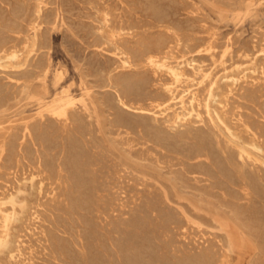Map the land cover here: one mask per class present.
I'll use <instances>...</instances> for the list:
<instances>
[{
  "label": "rangeland",
  "instance_id": "1",
  "mask_svg": "<svg viewBox=\"0 0 264 264\" xmlns=\"http://www.w3.org/2000/svg\"><path fill=\"white\" fill-rule=\"evenodd\" d=\"M169 38L174 39L173 42ZM3 43L17 52L19 60L10 62L2 58L0 61V105H3L0 106V198L17 197L15 212L18 219L16 217L10 226L8 242L12 245L9 249L5 245L0 247V264H204V261L209 264L211 260L214 264L215 258L217 264H264V0H0V44ZM155 49L161 50L160 53L164 51L160 54L161 61L168 58L172 66L185 73L182 80L176 82L166 69L155 70L144 61L139 62L147 50ZM124 51L132 56L135 69H123L119 60ZM126 79H129L128 83ZM124 86L130 88L126 90ZM169 86L174 87V96L166 92ZM120 94L129 109L119 103ZM183 96L184 105L180 103ZM66 97L73 99L76 105L70 123H58L45 106H56L60 98ZM107 117L115 118L116 122ZM81 137L84 140H78ZM2 145L7 148L6 152ZM196 150L203 151L197 153ZM71 155L78 157V161L75 157L70 159ZM72 172L77 176L72 177ZM99 176L101 179L98 180ZM172 177H179L187 186H192L191 189L209 204L200 205L198 200L179 196L170 183ZM117 180L123 184L120 186ZM59 181H65L64 187ZM205 182L207 185L203 184ZM67 186L72 189L65 188ZM89 186L94 190H89ZM88 197L93 200L89 201ZM147 199H151L148 200L150 206L145 204ZM75 201H79L77 206ZM157 203L161 205L157 206ZM6 210L12 212V205L8 204ZM157 212L164 216L165 222L163 217H157ZM146 216L150 218L147 222ZM91 221L98 228H91ZM152 221L156 223L152 224ZM2 222L0 215V236L4 231ZM145 228L148 230H143ZM171 239H174L171 242H177L170 244Z\"/></svg>",
  "mask_w": 264,
  "mask_h": 264
},
{
  "label": "bare ground",
  "instance_id": "2",
  "mask_svg": "<svg viewBox=\"0 0 264 264\" xmlns=\"http://www.w3.org/2000/svg\"><path fill=\"white\" fill-rule=\"evenodd\" d=\"M236 1H237V0H236ZM243 1H244V0H243ZM233 3H234V2H233ZM242 3H243V2H242ZM42 4H43V3H42ZM203 4H204V3H203ZM240 5H241V4H240ZM241 6H242V5H241ZM243 6H244V5H243ZM243 6H242V7H243ZM153 7H154V6H153ZM154 9H155V8H154ZM249 9H250V8H249ZM237 10H238V9H237ZM239 10H240V8H239ZM40 11H41V10H40ZM153 12H155V11H153ZM158 13H159V11H158ZM160 13H161V12H160ZM155 14H156V13H155ZM161 14H162V13H161ZM157 15H158V14H157ZM156 17H158V16H156ZM104 18H105V16H104ZM108 18H109V17H108ZM161 19H162V16H161ZM164 19L166 20V18H164ZM157 20H158V19H157ZM105 21H107V19H106ZM157 22H158V21H157ZM167 22H168V20H167ZM109 23H111V22H109ZM158 23H159V22H158ZM158 23H157V24H158ZM168 23H169V22H168ZM105 24H106V23H105ZM122 24H123V23H122ZM36 26H37V25H36ZM172 26H173V25H172ZM35 28H36V27H35ZM114 28H115V27H114ZM129 28H130V27H129ZM164 28H166V27H164ZM170 28H171V27H170ZM108 29H109V28H108ZM168 29H169V28H168ZM104 30H105V29H104ZM102 31H103V29H102ZM110 31H111V30H110ZM110 31H108V32H110ZM128 31H129V30H128ZM170 31H171V30H170ZM105 32H106V31H105ZM114 32H115V31H114ZM131 32H133V31H131ZM136 32H137V31H136ZM136 32H135V33H136ZM167 32H168V31H167ZM174 32H176V31H174ZM101 33L103 34V32H101ZM111 33H112V32H111ZM115 33H116V32H115ZM128 33H129V32H128ZM112 34H113V33H112ZM162 34H163V33H162ZM174 34H177V33H174ZM179 34H180V33H179ZM106 35H107V34H106ZM113 35H114V34H113ZM135 35H136V34H135ZM167 35H168V34H167ZM167 35H166V36H167ZM172 35H173V34H172ZM107 36H108V35H107ZM111 36H112V35H111ZM117 36H118V35H117ZM174 36H175V35H174ZM104 37H105V36H104ZM108 37H110V36H108ZM114 37H115V36H114ZM118 37H120V36H118ZM122 37H123V34H122ZM132 37H133V36H132ZM160 38H161V37H160ZM160 38H159V41L161 40ZM167 38H168V37H167ZM167 38H166V39H167ZM172 38H173V36H172ZM127 39H128V38H127ZM127 39H126V40H127ZM180 39H181V37H180ZM115 40H116V39H115ZM115 40H114V41H115ZM121 40H122V39H121ZM133 40H134V39H133ZM157 40H158V39H157ZM169 40H172V39L169 38ZM169 40H168V41H169ZM173 40H174V39H173ZM173 40H172V42H173ZM129 41H130V40H129ZM138 41H139V40H138ZM159 41H158V42H159ZM162 41H163V40H162ZM164 41H165V40H164ZM178 41H179V40H178ZM140 42H142V40H140ZM145 42H146V41H145ZM110 43H113V42H110ZM116 43H117V42H116ZM121 43H122V42H121ZM131 43H132V42H131ZM152 43H155V42H152ZM156 43H157V42H156ZM160 43H161V41H160ZM160 43H159V45H160ZM162 43H163V42H162ZM107 44H109V43H107ZM119 44H120V43H119ZM136 44H138V42H137ZM146 44H147V43H146ZM148 44H149V43H148ZM148 44H147V45H148ZM165 44H168V43H165ZM174 44H175V43H174ZM174 44H173L172 46H174ZM176 44H177V43H176ZM115 45H116V44H115ZM115 45H113V46H115ZM128 45H130V44H128ZM139 45H142V44H139ZM153 45H154V44H153ZM153 45H152V46H153ZM156 45H157V44H156ZM207 45H208V44H207ZM120 46L122 47V45H120ZM144 46H145V44H144ZM150 46H151V45H150ZM152 46H151V47H152ZM168 46H169V45H168ZM175 46H176V45H175ZM179 46H180V45H179ZM125 47H126V46H125ZM140 47H141V46H140ZM145 47H146V46H145ZM153 47H154V46H153ZM156 47H158V46H156ZM156 47H155V48H156ZM161 47H162V45H161ZM199 47H200V46H199ZM126 48H127V47H126ZM130 48H131V47H130ZM169 48H170V47H169ZM172 48H173V47H172ZM204 48H205V47H204ZM204 48H203V49H204ZM210 48H211V47H210ZM119 49H120V48H119ZM136 49H137V48H136ZM143 49H144V48H143ZM153 49H154V48H153ZM158 49H159V47H158ZM158 49H157V51H156V49H155V51H154V50H150V51L147 50L148 52L146 51L145 54L143 53L144 55L142 54V55H143V58H142L140 61H139L138 59H137V60H138L139 62H142V63H143V61H144L145 64L149 65L151 68H153V69H155V70L166 69V70L168 71V73L171 75V77L175 79L176 82H179L180 80H182V79L184 78V74H185V73L183 74V72L181 71V69H180L179 67L172 66V65L169 63V61H168V60H170V59L165 58L164 61H163V60L161 61V59H160V54L163 53L164 51L160 53L161 50L159 51ZM165 49H166V46H165ZM170 49H171V48H170ZM173 49H174V48H173ZM175 49H176V48H175ZM115 50H116V48H115ZM125 50H126V49H125ZM127 50H128V49H127ZM138 50H139V49H138ZM163 50H164V49H163ZM118 51H119V50H118ZM121 51H123V50H121ZM132 51H133V50L131 49V53H132ZM139 51H140V50H139ZM139 51H138V52H139ZM158 51H159V52H158ZM173 51H174V50H173ZM200 51H201V50H200ZM200 51H198L197 53L199 54ZM203 51H204V50H203ZM135 52H136V51H135ZM144 52H145V51H144ZM205 52H206V51H205ZM141 53H142V52H141ZM165 53H166V52H165ZM169 53H172V52L170 51ZM200 53H201V52H200ZM31 54H32V53H31ZM128 54H129V53H128ZM128 54H127L125 51H124V52H121V58H120L119 61H121L120 64H122L123 69L132 68V67H133L132 63L135 62V61L132 60V59H133L132 56L130 57ZM134 54H135V53H134ZM163 54H164V53H163ZM163 54H162V55H163ZM29 55H30V54H29ZM118 55H119V54H118ZM137 55H139V54L137 53ZM140 55H141V54H140ZM166 56H167V55H166ZM169 56H170V55H169ZM133 57H134V56H133ZM136 57H137V56H136ZM2 58H7L8 60H10V62H11V61H13V62H17V61L19 60V56H18L17 52H16V51H11L10 49H8V47L5 46L4 43H3V45L0 44V61L2 60ZM172 58H173V56H172ZM26 63H27V61H26ZM138 64H139V63H138ZM190 64H191V63H190ZM140 65H141V64H140ZM188 65H189V64H188ZM15 66H16V65H15ZM134 66H136V65H134ZM137 66H138V65H137ZM141 66H142V65H141ZM143 66H144V64H143ZM178 66H179V65H178ZM18 67H19V66H18ZM133 68H134V67H133ZM136 68H137V67H136ZM146 68H147V67H146ZM151 68H150V69H151ZM5 69H6V68H5ZM20 69H21V68H20ZM134 69H135V68H134ZM27 71H28V70H27ZM32 72H33V71H32ZM45 73H47V72L45 71ZM61 75H62V74H61ZM208 75H209V74H208ZM157 76H158V75H157ZM206 76H207V75H206ZM206 76H205V77H206ZM39 77H40V76H39ZM203 77H204V76H203ZM110 79H111V78H110ZM128 80H129V79H128ZM128 80L126 79L127 83H128ZM122 81H123V80H122ZM111 82H112V81H111ZM123 82H125V81H123ZM118 83H119V82H118ZM120 83H121V82H120ZM125 83H126V82H125ZM125 83H123V84H125ZM130 83H131V82H130ZM132 83H133V82H132ZM115 84H116V83H115ZM115 84H114V85H115ZM116 85H117V84H116ZM118 85H119V84H118ZM125 85H127V84H125ZM111 86H113V85H111ZM132 86H133V85H132ZM214 86H215V85H214ZM124 87H125V86H124ZM126 87H128V86H126ZM126 87H125V88H126ZM114 88H115V86H114ZM129 88H130V87H129ZM129 88H128V89H129ZM173 88H174V87L169 86V87H167V89H166V88H165V89L167 90L166 92H168V93H170V94H172V95L174 96ZM128 89L126 88V90H128ZM131 90H132V89H131ZM123 92H124V91H123ZM125 92H126V91H125ZM127 92H128V91H127ZM129 92H131V91H129ZM211 93H212V92H211ZM211 93H210V94H211ZM63 94H64V93H63ZM122 95H123V94H122ZM123 96H124V95H123ZM125 97H126V96H125ZM127 98H128V97H127ZM14 99H15V98H14ZM171 99H172V98H171ZM175 99H176V98H174V100H175ZM127 100H128V99H127ZM127 102H128V101H127ZM119 103H120L123 107L129 109L128 105H127L126 102L124 101V99H123V97L121 96V94L119 95ZM180 103H181L182 105L185 104V97H184V96L180 98ZM75 105H76V104H75V101H74L73 99H70V98H67V97H66V99H65V98H60V99L57 101V105H56V106H51V107H47V106H45V107L48 108V109H47L48 113H50V114L52 115V117L56 120V122H58V123H63V124H68V123H70V120H71V118H72V117H71V112H72V110L74 109ZM0 106H1V105H0ZM1 107H3V105H2ZM1 107H0V108H1ZM162 107H163V106H162ZM183 107H184V106H183ZM43 109H44V108H43ZM142 109H143V108H142ZM208 109H209V108H208ZM1 110H2V109H1ZM144 112H145V111H144ZM141 113H142V112H141ZM192 113H193V112H192ZM79 114H81V113H79ZM79 114H78V116H79ZM195 114H196V113H195ZM14 115H15V114H14ZM39 115H41V114H39ZM43 115H45V114H43ZM179 115H180V114H179ZM41 116H42V115H41ZM177 116H178V114H177ZM82 117H84V116H82ZM120 117H121V116H120ZM86 118H87V117H86ZM107 118H108V117H107ZM121 118H123V117H121ZM178 118H179V117H178ZM74 119H75V118H74ZM79 119H80V118H79ZM83 119H84V118H83ZM108 119H109V118H108ZM180 119H182V118H180ZM50 120H51V119H50ZM52 120H53V119H52ZM55 120H54V121H55ZM81 120H82V119H81ZM85 120H86V119H84V121H85ZM90 120H91V119H90ZM109 120H110V119H109ZM111 120H113V119H111ZM111 120H110V121H111ZM114 120H115V118H114ZM114 120H113V122H116V120H115V121H114ZM127 120H128V119H127ZM54 121H53V122H54ZM84 121H83V123H84ZM86 121H87V120H86ZM107 121H108V120H107ZM180 121H182V120H180ZM73 122H74V121H73ZM78 122H79V120H78ZM87 122H88V121H87ZM89 122H90V121H89ZM94 122H95V121H94ZM101 122H102V121H101ZM111 122H112V121H111ZM117 122L119 123V119H118ZM120 122H121V121H120ZM74 123H75V122H74ZM76 123H77V122H76ZM80 123H81V122H80ZM54 124H55V123H54ZM84 124H85V123H84ZM88 124H89V123H88ZM90 124H91V123H90ZM95 124H96V123H95ZM115 124H116V123H115ZM115 124H114V125H115ZM123 124H124V123H123ZM123 124H122V125H123ZM127 124H128V123H127ZM127 124H126V125H127ZM131 124H132V123H131ZM131 124H130V125H131ZM70 125H71V124H70ZM74 125H75V124H74ZM76 125H78V123H77ZM82 125H83V124H82ZM93 125H94V124H93ZM118 125H119V124H118ZM122 125H121V126H122ZM124 125H125V124H124ZM80 126H81V125H80ZM87 126H88V125H87ZM109 126H110V124H109ZM109 126H108V127H109ZM65 127H66V126H65ZM75 127H76V126H75ZM77 127H78V126H77ZM77 127H76V129H77ZM81 127H82V126H81ZM83 127H84V126H83ZM83 127H82V128H83ZM90 127H91V126H90ZM111 127H112V123H111ZM111 127H109V128H111ZM124 127H125V126H124ZM127 127H128V126H127ZM28 128H29V127H28ZM70 128L72 129V127H70ZM78 128H79V127H78ZM82 128H81V129H82ZM59 129H60V128H59ZM68 129H69V128H68ZM71 129H70V130H71ZM84 129H85V128H84ZM97 129H98V128H97ZM112 129H113V128H112ZM122 129H123V128H122ZM129 129H130V128H129ZM26 130H27V129H26ZM29 130H30V128H29ZM53 130H56V129H53ZM72 130H73V129H72ZM85 130H86V129H85ZM88 130H89V129H88ZM104 130H105V129H104ZM115 130H116V129H115ZM115 130H114V131H115ZM30 131H31V130H30ZM58 131H60V130H58ZM58 131H54V132H58ZM86 131H87V130H86ZM86 131H85V132H86ZM89 131H91V130H89ZM93 131H94V130H93ZM101 131H102V130H101ZM105 131H106V130H105ZM116 131H117V130H116ZM227 131H228V130H227ZM77 132H78V131H76V133H77ZM87 132H88V131H87ZM107 132H108V131H107ZM231 132H232V131H231ZM88 133H89V132H88ZM88 133H87V134H88ZM94 133H95V132H94ZM102 133H103V131H102ZM113 133H114V132H113ZM122 133H123V132H122ZM127 133H128V132H127ZM131 133H132V132H131ZM227 133H228V132H227ZM31 134H32V133H31ZM45 134H47V133H45ZM55 134H56V133H55ZM79 134H80V132H79ZM83 134H84V133H83ZM85 134H86V133H85ZM92 134H93V133H92ZM103 134H104V133H103ZM118 134H119V133H118ZM75 135H76V134H75ZM81 135H82V134H81ZM97 135H98V134H97ZM109 135H110V134H109ZM45 136H46V135H45ZM51 136H52V135H51ZM54 136L56 137L57 135H54ZM69 136H70V134H69ZM73 136H74V134H73ZM73 136H72V137H73ZM82 136H83V135H82ZM85 136H86V135H85ZM128 136H129V135H128ZM130 136H131V135H130ZM153 136H154V135H153ZM58 137H59V136H58ZM78 137H79V136H78ZM83 137H84V136H83ZM104 137H105V136H104ZM110 137H111V136H110ZM132 137H133V136H132ZM151 137H152V136H151ZM69 138H70V137H69ZM73 138H74V137H73ZM75 138H76V136H75ZM99 138H100V137H99ZM116 138H117V137H116ZM146 138H147V136H146ZM149 138H150V137H148V139H149ZM70 139H71V138H70ZM81 139H83V138L81 137V138H79L78 140L82 141ZM100 139H101V138H100ZM123 139H124V138H123ZM127 139H128V138H127ZM144 139H145V138H144ZM156 139H157V138H156ZM156 139H155V140H156ZM162 139H163V138H162ZM183 139H184V138H183ZM83 140H84V139H83ZM90 140H91V139H90ZM102 140H103V139H102ZM115 140H116V139H115ZM118 140H119V139H118ZM128 140H129V139H128ZM158 140H160V139H158ZM73 141H74V139H73ZM75 141H76V139H75ZM75 141H74V142H75ZM92 141H93V140H92ZM92 141H91V142H92ZM131 141H134V140H130V142H131ZM135 141H136V140H135ZM137 141H138V140H137ZM139 141H140V140H139ZM139 141H138V142H139ZM163 141H164V140H162V142H163ZM182 141H183V140H182ZM204 141H205V140H204ZM71 142H72V141H71ZM78 142H79V141H78ZM84 142H85V141H84ZM86 142H87V140H86ZM88 142H89V141H88ZM94 142H95V141H94ZM94 142H93V143H94ZM126 142H127V141H126ZM156 142H157V141H156ZM160 142H161V141H160ZM160 142H159V143H160ZM165 142H166V141H165ZM231 142H232V141H231ZM82 143H83V142H82ZM96 143H97V142H96ZM109 143H110V142H109ZM123 143H124V142H123ZM139 143H140V142H139ZM143 143H144V142H143ZM146 143H147V142H146ZM146 143H145V144H146ZM151 143H152V140H151ZM229 143H230V142H229ZM229 143H227V144H229ZM70 144H71V143H70ZM72 144H74V143L72 142ZM80 144H81V143H80ZM86 144H87V143H86ZM110 144H111V143H110ZM136 144H137V143H135V145H136ZM141 144H142V142H141ZM145 144H144V145H145ZM156 144H157V143H156ZM163 144H164V143H163ZM232 144H233V143H232ZM4 145H5V144H4ZM75 145H76V144H75ZM83 145H85V144H83ZM89 145H90V144H89ZM98 145H99V143H98ZM128 145H129V144H128ZM142 145H143V144H142ZM218 145H219V144H218ZM220 145H221V143H220ZM72 146H74V145H72ZM72 146H71V147H72ZM81 146H82V145H81ZM81 146H80V147H81ZM91 146L94 147L92 144H91ZM133 146H134V145H133ZM161 146H162V148H163V145H161ZM167 146H169V145H167ZM199 146H200V145H199ZM199 146H198V147H199ZM2 147H3V145H2ZM13 147H14V145H13ZM17 147H19V146H17ZM63 147H64V145H63ZM82 147H83V146H82ZM86 147H87V146H86ZM101 147H102V145H101ZM137 147H138V146H137ZM146 147L148 148V145H146ZM146 147H145V149H146ZM157 147H158V146H157ZM164 147H165V146H164ZM169 147H170V146H169ZM200 147H201V146H200ZM226 147H227V145H226ZM239 147H240V146H239ZM67 148L69 149V146H68ZM74 148H75V147H74ZM84 148H85V147H84ZM90 148H91V147H90ZM112 148H113V146H112ZM122 148H123V147H122ZM125 148H126V147H125ZM142 148H143V146H142ZM149 148H150V147H149ZM154 148H155V145H154ZM162 148H161V149H162ZM236 148H237V147H236ZM65 149H66V147H65ZM76 149H77V147H76ZM76 149H74V150H76ZM78 149H79V148H78ZM82 149H83V148H82ZM113 149H114V148H113ZM138 149H139V151H140V148H138ZM143 149H144V148H143ZM150 149L152 150L153 148L151 147ZM157 149H158V148H157ZM163 149H164V148H163ZM165 149H166V148H165ZM169 149H170V148H169ZM201 149H203V148H201ZM206 149H207V148H206ZM223 149H224V148H223ZM253 149H254V148H253ZM2 150L6 152L7 148H6V147H5V148L3 147ZM63 150H64V149H63ZM74 150H73V151H74ZM88 150H92V149H88ZM95 150H96V149H95ZM114 150H115V149H114ZM159 150H160V149H158V151H159ZM166 150H168V148H167ZM170 150H171V149H170ZM197 150H198V149H197ZM197 150H196V152L198 153L199 151H197ZM199 150H200V148H199ZM204 150H205V149H204ZM207 150H209V149H207ZM220 150H222V149H220ZM238 150H239V148H238ZM13 151H14V149H13ZM71 151H72V150H71ZM82 151H83V150H82ZM84 151H85V149H84ZM136 151H138V150H136ZM136 151H135V153H136ZM144 151H145V150H143V153H144ZM147 151H148V150H147ZM152 151L154 152V150H152ZM202 151H203V150H202ZM202 151H201V152H202ZM225 151H226V150H225ZM225 151H224V152H225ZM239 151L241 152V151H243V149H241V150H239ZM261 151H262V150H261ZM98 152H99V151H98ZM106 152H107V151H106ZM106 152H105V153H106ZM156 152H157V151H156ZM156 152H155V154L158 153V152H157V153H156ZM161 152L163 153L162 150H161ZM172 152H173V151H172ZM201 152H199V153H201ZM205 152H207V151H205ZM222 152H223V151H222ZM70 153H71V152H70ZM76 153L78 154V152H75V154H76ZM79 153H80V152H79ZM95 153H96V152H95ZM95 153H93V155H94ZM99 153H100V152H99ZM103 153H104V152H103ZM139 153H142V150H141V152H139ZM139 153H138V154H139ZM147 153H148V152H147ZM165 153L167 154V151H166ZM174 153H175V152H174ZM193 153H195V152H193ZM203 153H204V152H203ZM209 153H210V151H209ZM232 153H233V152H232ZM72 154H73V153H72ZM75 154H74V155H75ZM81 154H83V153H81ZM81 154H80V155H81ZM85 154H86V153H85ZM85 154H84V155H85ZM90 154H91V153H90ZM90 154H89V155H90ZM107 154H108V153H107ZM133 154H134V153H133ZM136 154H137V153H136ZM138 154H137V155H138ZM155 154H154V155H155ZM158 154H160V152H159ZM176 154H177V153H176ZM179 154H180V153H179ZM206 154H207V156L209 155L208 153H206ZM211 154H213V153H211ZM243 154H244V153H243ZM86 155L88 156V154H86ZM86 155H85V157H86ZM91 155H92V154H91ZM103 155H104V154H103ZM103 155H101V156H103ZM108 155H109V154H108ZM142 155H143V154H141V156H142ZM144 155L147 156V154H144ZM154 155H152V156H154ZM161 155H162V154H161ZM164 155H165V154H164ZM170 155H171V157H172V154H170ZM177 155H178V154H177ZM188 155H189V154H188ZM190 155H191V154H190ZM194 155H196V154H194ZM213 155H214V154H213ZM233 155H234V154H233ZM13 156H14V154H13ZM15 156H16V155H15ZM77 156H79V155H77ZM94 156H95V155H94ZM94 156H93V157H94ZM98 156H99V155H98ZM101 156H100V157H101ZM104 156H105V155H104ZM104 156H103V157H104ZM150 156H151V155H150ZM166 156H167V155H166ZM175 156H176V155H175ZM179 156H180V155H179ZM192 156H193V155H192ZM202 156H203V155H201V157H202ZM204 156H205V155H204ZM209 156H210V155H209ZM209 156H208V157H209ZM211 156H212V155H211ZM226 156H227V157H228V156L230 157V155H227V154H226ZM238 156H239V155H238ZM242 156H243V155H242ZM39 157H40V156H39ZM41 157H42V156H41ZM41 157H40V158H41ZM71 157H72V158H70V159H73V157H75V156L71 155ZM88 157H89V156H88ZM100 157H98V158H100ZM108 157H110V156H108ZM148 157H149V153H148ZM148 157H147V158H148ZM154 157H155V156H154ZM162 157H164V156H162ZM168 157H169V155H168ZM182 157H183V156H182ZM185 157H186V156H185ZM188 157H189V156H188ZM197 157H198V156H197ZM214 157H215V155H214ZM229 157H228V158H229ZM234 157H235V156H234ZM13 158H15V157H13ZM76 158H77V159H76ZM81 158H84V157H81ZM98 158H97V160H96V161H97L96 163H98V165H99L100 162H98V160H99ZM104 158H105V157H104ZM117 158H118V157H117ZM150 158H151V157H150ZM156 158H157V157H156ZM172 158H173V157H172ZM178 158H179V157H178ZM190 158H191V157H190ZM193 158H194V157H193ZM211 158H212V157H211ZM211 158H210V159H211ZM232 158H233V157H232ZM248 158H249V157H248ZM74 159H76V160H75L76 162L78 161V157H75ZM74 159H73V160H74ZM79 159H80V158H79ZM95 159H96V158H95ZM100 159H101V158H100ZM105 159H107V158H105ZM112 159H113V158H112ZM153 159H154V158H153ZM163 159H164V158H163ZM166 159H168V158H166ZM169 159H170V157H169ZM174 159H176V158H174ZM180 159H181V158H180ZM182 159H183V158H182ZM187 159H188V158H187ZM194 159H195V158H194ZM206 159H207V158H206ZM210 159H209V160H210ZM226 159H227V158H226ZM230 159H231V157H230ZM230 159H229V160H230ZM237 159H242V157H241V158H237ZM13 160H14V159H13ZM82 160H84V159H82ZM86 160H87V159H86ZM89 160L91 161L90 158H89ZM89 160H88V161H89ZM92 160H93V159H92ZM170 160H171V159H170ZM178 160H179V159H178ZM200 160H202V158H201ZM200 160H199V161H200ZM204 160H205V159H204ZM212 160H213V159H212ZM212 160H211V161H212ZM231 160H232V159H231ZM80 161H81V159H80ZM80 161H79V162H80ZM93 161H94V160H93ZM103 161H104V159H103ZM109 161H110V160H109ZM109 161H108V162H109ZM113 161H114V160H113ZM136 161H138V160H136ZM145 161H146V160H145ZM148 161H150V160H148ZM155 161L158 162V160H155ZM164 161H165V160H164ZM184 161H185V160H184ZM190 161H191V160H190ZM197 161H198V159H197ZM232 161H233V160H232ZM240 161H241V160H240ZM41 162H42V161H41ZM82 162H83V161H82ZM106 162H107V161H106ZM141 162H142V161H141ZM161 162H162V161H161ZM172 162H173V161H172ZM181 162H182V161H181ZM185 162H187V161H185ZM234 162H236V161H234ZM238 162H239V161H238ZM43 163H44V162H43ZM43 163H41V164H43ZM80 163H81V162H80ZM88 163H89V162H88ZM91 163H92V162H91ZM132 163H133V162H132ZM152 163H153V162H152ZM163 163H164V162H163ZM173 163H174V162H173ZM188 163H189V162H188ZM215 163H217V162H215ZM215 163H214V164H215ZM228 163H229V162H228ZM236 163H237V162H236ZM241 163H242V162H241ZM41 164H38V165H41ZM73 164H74V163H73ZM83 164L85 165L86 163H83ZM93 164H94V162H93ZM93 164H89V166H90V165H93ZM101 164H102V163H101ZM110 164H112V163H110ZM118 164H119V163H118ZM124 164H125V163H124ZM133 164H134V163H133ZM167 164H168V163H167ZM181 164H183V162H182ZM208 164H209V162H208ZM231 164H233V163H231ZM238 164H239V163H238ZM55 165H56V164H55ZM63 165H64V164H63ZM75 165H76V164H75ZM75 165H74V167H75ZM81 165H82V164H81ZM86 165H87V164H86ZM94 165H95V164H94ZM94 165H93V167H94ZM103 165H104V162H103ZM135 165H136V164H135ZM139 165H140V164H139ZM157 165H158V164H157ZM174 165H175V164H174ZM178 165H180V164H178ZM189 165L191 166V164H189ZM210 165H211V164H210ZM234 165L236 166V164H234ZM239 165H241V164H239ZM52 166H54V165H52ZM61 166H62V165H61ZM72 166H73V165H72ZM78 166H80V164H79ZM113 166H114V162H113ZM141 166H142V165H141ZM158 166H159V165H158ZM161 166H162V165H161ZM187 166H188V165H187ZM204 166H205V165H204ZM206 166H207V165H206ZM215 166H216V165H214V167H215ZM237 166H238V165H237ZM42 167H43V165H42ZM48 167H49V165H48ZM64 167H65V165H64ZM64 167H63V169H64ZM96 167H97V166H96ZM98 167H100V166H98ZM110 167H112V166L110 165ZM110 167H109V168H110ZM115 167H116V166H115ZM191 167H192V166H191ZM195 167H196V166H195ZM202 167H203V166H202ZM202 167H201V169H204V168H202ZM241 167H242V166H241ZM40 168H41V167H40ZM43 168H45V167H43ZM43 168H42V169H43ZM56 168H57V167H56ZM75 168H76V167H75ZM77 168H78V167H77ZM103 168H104V167H103ZM121 168L123 169V167H121ZM160 168H161V167H160ZM186 168H187V167H186ZM196 168H197L198 171H200V170L198 169V167H196ZM234 168H237V167H234ZM45 169H46V168H45ZM47 169H48V168H47ZM52 169H53V168H52ZM52 169H51V170H52ZM61 169H62V168H61ZM81 169H82V168H80L79 171H80ZM104 169H105V168H104ZM116 169H117V168H116ZM118 169H119V167H118ZM122 169H120V170H122ZM126 169H127V168H126ZM188 169H190V168L188 167ZM206 169H207V168L205 167V170H206ZM215 169H216V168H215ZM223 169L225 170V168H223ZM223 169H221V170H223ZM37 170H38V169H37ZM55 170L57 171V169H54V171H55ZM59 170H60V169H59ZM84 170H85V169H84ZM86 170H87V169H86ZM90 170H91V169H90ZM98 170H99V169H98ZM101 170H102V169H101ZM105 170H107V169H105ZM114 170H115V169H114ZM124 170H125V169H124ZM124 170H122V171H124ZM176 170H177V169H176ZM178 170H179V169H178ZM186 170H187V169H186ZM209 170H211V169H209ZM212 170H213V169H212ZM240 170H241V168H240ZM43 171H44V170H43ZM46 171H47V170H46ZM56 171H55V172H56ZM61 171H62V170H61ZM73 171H74V169H73ZM81 171H82V173H83V170H81ZM99 171H100V170H99ZM107 171H108V170H107ZM129 171H130V170H129ZM155 171H156V170H155ZM201 171H202V170H201ZM203 171H204V170H203ZM203 171H202V172H203ZM213 171H214V170H213ZM27 172H28V171H27ZM50 172H52V171H50ZM55 172H54V173H55ZM64 172H65V171H64ZM67 172H68V171H67ZM70 172H71V170H70ZM74 172H75V171H74ZM77 172H78V170H77ZM88 172H89V171H88ZM91 172H92V171H91ZM91 172H90V173H91ZM96 172H97V171H96ZM104 172H105V171H104ZM108 172H109V171H108ZM192 172H193V171H192ZM207 172H208V171H207ZM214 172H216V171H214ZM225 172H226V171H225ZM228 172H229V171H228ZM39 173H40V172H39ZM61 173H62V172H61ZM65 173H66V172H65ZM65 173H64V174H65ZM78 173H80V172H78ZM82 173H80V174H82ZM92 173H95V172H92ZM98 173H99V172H98ZM102 173H103V172H102ZM102 173H101V174H102ZM130 173H131V172H130ZM166 173H169V172H166ZM177 173H178V172H177ZM194 173H195V172H194ZM203 173H204V172H203ZM209 173H210V175H213V174H211L210 171H209ZM44 174H45V173H44ZM46 174H47V173H46ZM49 174H50L51 176L53 175V174H51V173H49ZM49 174H47V175H49ZM58 174H59V173H58ZM68 174H69V173H67V176H68ZM84 174H86V173H84ZM88 174H89V173H88ZM104 174H107V173H104ZM113 174H114V173H113ZM113 174H112V175H113ZM125 174H126V173H125ZM190 174H191V171H190ZM199 174H200V173H199ZM219 174H220V170H219ZM221 174H222V172H221ZM224 174H225V173H224ZM47 175H46V176H47ZM72 175H73V172H72ZM75 175H76V174H74L72 177H74ZM82 175H83V174H82ZM90 175H91V174H90ZM93 175H94V174H93ZM96 175H97V174H95V176H96ZM126 175H127V174H126ZM126 175H125V176H126ZM128 175H129V174H128ZM130 175H132V174H130ZM158 175H159V174H158ZM172 175H173V174H172ZM175 175H176V174H175ZM201 175H203V174H201ZM206 175H207V173H206ZM226 175H227V174H226ZM226 175H225V176H226ZM228 175H229V173H228ZM42 176H43V175H42ZM53 176H54V175H53ZM57 176H61V175H57ZM57 176H56V177H57ZM64 176H65V175H64ZM76 176H77V175H76ZM91 176H92V175H91ZM97 176H98V175H97ZM101 176H102V175H101ZM101 176H99L98 180L101 179V178H100ZM116 176H117V175H116ZM120 176H121V175H119V177H120ZM150 176H151V175H150ZM194 176H196V175H194ZM203 176H204V175H203ZM214 176H215V175H214ZM217 176H218V175H217ZM217 176H216V177H217ZM220 176H221V175H220ZM9 177H10V176H9ZM56 177H55V178H56ZM62 177H63V176H62ZM62 177H61V178H62ZM70 177H71V175H70ZM80 177H81V176H80ZM80 177H79V178H80ZM108 177H109V174H108ZM117 177H118V176H117ZM131 177H132V176H131ZM134 177H135V176H134ZM136 177H137V176H136ZM141 177H142V176H141ZM141 177H140V179H141ZM206 177H207V176H206ZM209 177H210V176H209ZM222 177H223V176H222ZM226 177H227V176H226ZM42 178H43V177H42ZM49 178H50V176H49ZM49 178H48V179H49ZM53 178H54V177H53ZM55 178H54V179H55ZM67 178H68V177H67ZM76 178H77V177H75V179H76ZM79 178H78V179H79ZM85 178H86V177H85ZM93 178H94V177H93ZM109 178H111V177H109ZM112 178H113V177H112ZM123 178H124V177H123ZM138 178H139V176H138ZM178 178H179V177H177V178H176V177H172V178L170 179V183L172 184V186H173L174 189L176 190V193H177L179 196H182V197H184V198H185V197H190V199L192 198V199L198 200V201L201 203L200 205H202V203H208V204H209V202H208L207 199H204L203 196H202L201 194H197L196 192L193 191V189H191L192 186H191V188H190L189 186H187V185L181 180V178H180V179H178ZM191 178H193V177H191ZM199 178H200V177H199ZM199 178H198V179H199ZM219 178H220V177H219ZM219 178H218V179H219ZM51 179H52V178H51ZM51 179H50V180H51ZM59 179H60V178H59ZM73 179H74V178H73ZM90 179H91V178H90ZM95 179H96V178H95ZM95 179H94V180H95ZM102 179H103V177H102ZM126 179H128V176H127ZM131 179H132V178H131ZM131 179H130V177H129V180H131ZM135 179L137 180V178H135ZM135 179H134V180H135ZM156 179H157V178H156ZM183 179H184V178H183ZM213 179H214V178H213ZM216 179H217V178H215V180H216ZM221 179H222V178H221ZM44 180H47V179H44ZM65 180H66V179H65ZM68 180H69V179H68ZM80 180H81V179H80ZM85 180H86V179H85ZM87 180H88V179H87ZM91 180H92V179H91ZM105 180H106V179H105ZM118 180H119V179H118ZM118 180H117V181H118ZM120 180H122V179H120ZM120 180H119V181H120ZM123 180H124V179H123ZM184 180H186V179H184ZM189 180H190V179H189ZM199 180H200V179H199ZM210 180H212V178H211ZM42 181H43V180H42ZM52 181H53V179H52ZM62 181H63V178H62ZM62 181H59V182H62ZM83 181H84V179H83ZM114 181H115V179H114ZM117 181H116V182H117ZM119 181H118V182H119ZM126 181H127V180H126ZM146 181H147V180H146ZM148 181H149V179H148ZM190 181H191V180H190ZM200 181H201V180H200ZM206 181H209V179H207ZM213 181H214V180H213ZM44 182H45V181H44ZM50 182H51V181H50ZM53 182H54V181H53ZM53 182H52V183H53ZM72 182H73V180H72ZM78 182H79V180H78ZM87 182H88V181H87ZM89 182H90V181H89ZM93 182H95V181H93ZM93 182H92V183H93ZM110 182H112V181H110ZM118 182H117V183H118ZM136 182H137V181H136ZM140 182H141V181H140ZM143 182H144V181H143ZM143 182H142V183H143ZM197 182H198V181H197ZM211 182H212V181H211ZM243 182H244V181H243ZM247 182H249V181H247ZM55 183H56V182H55ZM62 183H63V182H62ZM64 183H65V181H64ZM64 183H63V184H60V186H63ZM70 183H71V180H70ZM74 183H75V182H74ZM79 183H81V182H79ZM79 183H78V185H79ZM90 183H91V182H90ZM108 183H109V182H108ZM113 183H115V182H113ZM121 183H122V182H121ZM121 183L119 182V185H120ZM153 183H154V182H153ZM164 183H165V182H164ZM213 183H214V182H213ZM39 184H40V183H39ZM99 184H100V183H99ZM111 184H112V183H111ZM122 184H123V183H122ZM150 184H152V182H151ZM166 184H167V183H166ZM203 184L207 185L206 182L203 183ZM218 184H221V183L218 182ZM218 184H217V185H218ZM222 184H223V183H222ZM240 184H241V183H240ZM240 184H239V185H240ZM249 184H250V183H249ZM249 184H248V185H249ZM52 185H53V184H52ZM69 185H70V184H69ZM73 185H74V184H73ZM73 185H72V186H73ZM88 185H89V183L87 184V186H88ZM91 185H92V184H91ZM97 185H98V184H97ZM106 185H107V183H106ZM140 185L142 186L143 184H140ZM154 185H155V184H154ZM160 185H161V184H160ZM167 185H168V184H167ZM191 185H192V184H191ZM201 185H202V184H201ZM210 185H211V184H210ZM210 185H209V186H210ZM223 185H225V183H224ZM223 185H222V186H223ZM241 185H242V184H241ZM241 185H240V187H241ZM245 185H246V184H245ZM42 186H43V185H42ZM55 186H56V184H55ZM57 186H58V185H57ZM57 186H56V187H57ZM75 186H76V185H75ZM85 186H86V185H85ZM85 186H84V187H85ZM87 186H86V187H87ZM94 186H95V185H94ZM98 186H99V185H98ZM116 186H117V185H116ZM120 186H121V185H120ZM146 186H147V185H146ZM155 186H156V185H155ZM155 186H154V187L151 186V188H152V187L155 188ZM194 186H195V185H194ZM196 186H197V185H196ZM212 186H213V185H212ZM219 186H220V185H219ZM43 187H44V186H43ZM43 187H42V188H43ZM63 187H64V186H63ZM89 187H90V186H89ZM89 187H88V188H89ZM144 187H145V185H144ZM210 187H211V186H210ZM250 187H251V186H250ZM250 187H246V188H250ZM65 188H68V189H69L68 186L65 187ZM79 188H80V187H79ZM82 188H83V187H82ZM97 188H99V187H97ZM107 188H108V187H107ZM114 188H115V187H114ZM114 188H113V189H114ZM118 188H119V187H118ZM141 188H142V187H141ZM145 188H146V187H145ZM212 188H213V187H212ZM214 188H215V187H214ZM214 188H213V189H214ZM217 188H218V187H217ZM220 188H221V187H220ZM223 188H225V187L223 186ZM243 188H244V187H243ZM68 189H67V191H68ZM70 189H72V187H71ZM70 189H69V190H70ZM91 189H92V188L90 187L89 190H91ZM95 189H96V187H95ZM113 189H112V190H113ZM147 189H148V188H147ZM202 189H203V188H202ZM251 189H252V188H251ZM255 189H256V188H255ZM38 190H39V189H38ZM75 190H77V189L75 188ZM78 190H79V189H78ZM82 190H83V189H82ZM92 190H94V188H93ZM92 190H91V191H92ZM98 190L101 191L100 189H98ZM98 190H97V191H98ZM114 190H115V189H114ZM117 190H118V189H117ZM144 190H145V189H144ZM152 190H153V189H152ZM168 190H169V189H168ZM221 190H222V189H221ZM41 191H42V190H41ZM67 191H66V192H67ZM87 191H88V190H87ZM87 191H86V192H87ZM108 191H110V190H108ZM139 191H140V190H138V192H139ZM146 191H147V190H146ZM148 191H150V190L148 189ZM224 191H227V190H224ZM245 191H247V190L245 189ZM251 191H252V190H251ZM68 192H69V191H68ZM80 192H81V189H80ZM80 192H77V193L80 194ZM84 192H85V191H84ZM105 192H106V191H105ZM110 192H111V191H110ZM157 192H158V190H157ZM163 192H164V191H163ZM217 192H218V191H217ZM248 192H249V191H248ZM40 193H41V192H40ZM69 193H70V192H69ZM71 193H72V192H71ZM81 193H82V192H81ZM88 193H89V192H88ZM91 193H92V192H91ZM91 193H90V194H91ZM94 193H95V192H94ZM140 193H142V192L140 191ZM147 193H148V192H147ZM154 193H155V192H154ZM173 193H174V192H173ZM206 193H207V192H206ZM213 193H214V192H213ZM219 193H220V192H219ZM241 193H242V192H241ZM82 194H83V193H82ZM92 194H93V193H92ZM109 194H110V193H109ZM116 194H117V191H116ZM143 194H145V192H144ZM151 194H152V193H151ZM155 194L158 196L157 193H155ZM167 194H169V192H168ZM211 194H212V193H211ZM215 194H216V191H215ZM66 195H67V194H66ZM72 195H74V191H73ZM86 195H87V194H86ZM101 195H102V194H101ZM103 195H104V194H103ZM114 195H115V194H114ZM141 195H142V194H141ZM147 195H148V194H147ZM152 195L154 196V194H152ZM161 195H162V193H161ZM173 195H174V194H173ZM206 195H207V194H206ZM67 196H69V195H67ZM70 196H71V195H70ZM80 196H81V195H80ZM82 196H83V195H82ZM82 196H81V197H82ZM84 196H85V195H84ZM88 196H89V195H88ZM106 196H107V194H106ZM116 196H117V195H116ZM164 196H165V195H164ZM169 196H172V195L169 194ZM169 196H168V197H169ZM227 196H229V195H227ZM242 196H243V195H242ZM249 196H250V195H249ZM54 197H56L55 194H54ZM72 197H73V196H72ZM76 197H77V194H76ZM76 197L74 196L73 198H76ZM100 197H101V196H100ZM113 197H114V196H113ZM113 197H112V198H113ZM141 197H142V196H141ZM148 197H149V196H148ZM158 197H159V196H158ZM212 197H213V196H212ZM219 197H220V196H219ZM73 198H72V200H73ZM78 198H79V197H78ZM78 198H77V199H78ZM82 198H83V197H82ZM82 198H81V199H82ZM88 198H89V197H88ZM92 198H94V197H92ZM101 198H103V197H101ZM101 198H100V199H101ZM104 198H105V196H104ZM150 198H151V197H150ZM159 198H160V197H159ZM172 198H173V197H172ZM172 198H171V199H172ZM245 198H246V197H245ZM77 199H76V200H77ZM89 199H90V198H89ZM94 199H96V197H95ZM154 199H155V197H154ZM156 199H157V198H156ZM160 199H161V198H160ZM160 199H159V200H160ZM240 199H242V198H240ZM240 199H239V200H240ZM69 200H71V199H69ZM86 200H87V199H86ZM92 200H93V199H92ZM92 200L90 199L89 201H92ZM96 200H97V199H96ZM105 200H106V199H105ZM109 200H110V199H109ZM109 200H108V201H109ZM113 200H115V199H113ZM148 200H149V199H147V203H145V204H148V202H149L151 199H150L149 201H148ZM172 200H173V199H172ZM175 200H176V199H175ZM73 201H74V200H73ZM73 201L71 202V204L73 203ZM98 201H99V200H98ZM100 201H101V200H100ZM102 201H103V200H102ZM117 201H118V200H117ZM153 201H154V200H153ZM155 201H156V200H155ZM163 201H164V200H163ZM163 201H162V202H163ZM169 201H170V200H169ZM173 201H174V200H173ZM16 202H17V197H15L14 195H10V196H8V197L5 196V197L0 198V215L2 216V220H3V222H2L3 225H2V226H3V228H4L3 234L0 236V247H2V246L5 245V247H6L7 249H9V246L12 245V243L8 242V239L10 238V234H11V233H10V228H11L10 226L12 225L13 221L16 220L15 218L17 217V216H16V212H15V204H16ZM78 202H79V201H75V202H74L75 206H77L76 203L78 204ZM86 202H87V201H86ZM86 202H85V203H86ZM94 202H95V201H94ZM94 202H93V203H94ZM115 202H116V201H115ZM115 202H114V203H115ZM156 202H158V201H156ZM159 202H161V201H159ZM182 202H183V201H182ZM193 202H194V201H193ZM217 202H219V201H217ZM82 203H83V202H82ZM85 203H84V204H85ZM151 203H152V202H151ZM166 203H168V202H166ZM170 203H171V202H170ZM176 203H177V200H176ZM176 203H175V204H176ZM194 203H195V202H194ZM8 204L12 205V212H9L8 210H6V206H7ZM80 204H81V203H80ZM80 204H79L78 206H80ZM88 204H90V203H88ZM110 204H111V203H109V205H110ZM154 204H156V203L154 202ZM182 204H184V202H183ZM186 204H187V203H186ZM186 204H184V205H186ZM197 204H198V203H197ZM236 204H237V203H236ZM16 205H17V204H16ZM23 205H24V204H23ZM23 205H22V206H23ZM90 205H91V204H90ZM97 205H98V204H97ZM97 205H96V206H97ZM102 205L104 206V204H102ZM112 205H114V204L112 203ZM115 205H116V204H115ZM151 205L153 206V204H151ZM158 205H161V204H160V203H159V204L157 203V206H158ZM163 205H165V204H163ZM166 205H167V204H166ZM86 206H87V205H86ZM100 206H101V205H100ZM100 206H99V208H100ZM117 206H118V205H117ZM146 206H147V205H146ZM148 206H150V205L148 204ZM148 206H147V207H148ZM70 207H71V206H70ZM81 207H82V206H81ZM81 207H80V209H81ZM93 207H94V206H93ZM101 207H102V206H101ZM107 207H108V206H107ZM107 207H106V208H107ZM147 207H146V208H147ZM171 207H172V206H171ZM171 207H170V208H171ZM184 207H185V206H184ZM202 207H203V206H202ZM211 207H212V206H211ZM211 207H210V208H211ZM224 207H225V206H224ZM4 208H5V210H4ZM82 208H83V207H82ZM88 208H89V207H88ZM97 208H98V207H97ZM99 208H98V209H99ZM108 208H109V207H108ZM117 208H118V207H117ZM146 208H145V209H146ZM151 208H152V207H151ZM155 208H156V207H155ZM155 208H154V209H155ZM163 208H164V207H163ZM163 208H162V209H163ZM190 208H191V207H190ZM24 209H26V208H24ZM70 209H71V208H70ZM72 209H73V205H72ZM77 209H78V208H77ZM85 209H86V208H85ZM92 209H94V208H92ZM100 209H101V208H100ZM103 209H104V208H103ZM109 209H110V208H109ZM109 209H108V210H109ZM113 209H114V208H113ZM115 209H116V208H115ZM152 209H153V208H152ZM159 209H160V208H159ZM162 209H161V211H162ZM171 209H172V208H171ZM75 210H76V209H75ZM78 210H79V209H78ZM148 210H150L149 207H148ZM155 210H156V209H155ZM155 210H154V211H155ZM157 210H158V209H157ZM157 210H156V211H157ZM163 210H164V209H163ZM174 210H175V208H174ZM187 210H188V209H187ZM192 210H193V209H192ZM72 211H73V210H72ZM76 211H77V210H76ZM81 211H82V210H81ZM97 211H98V210H97ZM97 211H96V212H97ZM112 211H113V210H112ZM152 211H153V210H152ZM167 211H169V210H167ZM167 211H166V213H167ZM184 211H185V210H184ZM215 211H216V210H215ZM23 212H25V211H23ZM82 212H84V211H82ZM86 212H87V210H86ZM90 212H91V210H90ZM94 212H95V211H94ZM98 212H99V211H98ZM100 212H101V211H100ZM100 212H99V213H100ZM106 212H107V211H106ZM106 212H105V214H106ZM142 212H143V211H142ZM144 212H145V211H144ZM144 212H143V213H144ZM158 212H159V211H158ZM158 212H157V217L160 218L161 215H159ZM162 212H163V211H162ZM175 212H176V211H175ZM191 212H192V211H191ZM191 212H190V213H191ZM194 212H195V211H194ZM198 212H199V211H198ZM101 213H102V212H101ZM101 213H100V214H101ZM108 213H109V212H108ZM147 213H149V211H148ZM152 213H153V212H152ZM169 213H170V211L168 212V214H169ZM177 213H178V212H177ZM179 213H180V212H179ZM235 213H236V212H235ZM22 214H23V213H22ZM74 214H75V213H74ZM77 214H78V213H77ZM88 214H89V212H88ZM111 214H113V212H112ZM150 214H151V212H150ZM164 214H165V213H164ZM170 214H171V213H170ZM192 214H193V213H192ZM83 215H84V214H83ZM85 215H86V214H85ZM85 215H84V216H85ZM102 215H103V214H102ZM109 215H110V214H109ZM139 215H140V214H139ZM146 215H147V214H146ZM148 215H149V214H148ZM158 215H159V216H158ZM166 215H167V214H166ZM176 215L179 216V215H181V214H179V215L176 214ZM193 215H196V214H193ZM199 215H200V214H199ZM202 215H203V214H202ZM19 216H20V215H19ZM21 216H22V215H21ZM23 216H24V215H23ZM87 216H89V215H87ZM98 216H99V215H98ZM149 216H150V215H149ZM149 216H148V217L146 216V217H147V220H145L146 222L148 221V219L151 218V216H150V218H149ZM167 216H169V215H167ZM167 216H166V219H167ZM172 216H173V215H172ZM33 217H34V216H33ZM77 217H78V216H77ZM101 217H103V216H101ZM137 217H138V216H137ZM162 217H163V221H164V216L162 215L161 218H162ZM174 217H175V216H174ZM196 217H197V216H196ZM198 217H200V216H198ZM201 217H202V216H201ZM240 217H241V216H240ZM34 218H35V217H34ZM87 218H89V217H87ZM107 218H108V216H107ZM143 218H144V217H143ZM170 218H171V216H170ZM17 219H18V217H17ZM20 219L23 220L21 217H19V220H20ZM37 219H38V218H37ZM78 219H79V218H78ZM81 219L84 220V218H82V216H81ZM93 219H94V218H93ZM100 219H101V218H100ZM102 219H104V218H102ZM137 219H138V218H137ZM139 219H142V218H139ZM182 219H184V218H182ZM182 219H181V220H182ZM198 219H199V218H198ZM201 219H203V217H202ZM205 219H208V218H205ZM236 219H237V217H236ZM83 220H82V221H83ZM87 220H88V219H87ZM90 220H91V219H90ZM90 220H89V221H90ZM94 220H95V219H94ZM96 220H97V219H96ZM98 220H99V219H98ZM117 220H118V217H117ZM135 220H136V219H135ZM135 220H134V221H135ZM152 220H154V219H152ZM173 220H174V218H173ZM175 220H176V219H175ZM177 220H178V218H177ZM203 220H204V219H203ZM209 220H210V219H209ZM78 221H80V220H78ZM102 221H103V220H102ZM104 221H105V220H104ZM141 221H142V220H141ZM143 221H144V220H143ZM143 221H142V223H144ZM155 221H156V220H155ZM155 221H152V224H153V222H154V224L157 222V221H156V222H155ZM158 221H159V220H158ZM160 221H161V220H160ZM160 221H159V222H160ZM197 221H199V220H197ZM204 221H205V220H204ZM84 222H85V221H84ZM91 222L93 223V221H91ZM91 222H90V224H91ZM96 222H97V221H96ZM117 222H118V221H117ZM130 222H131V221H130ZM130 222H129V223H130ZM146 222H145V223H146ZM161 222H162V221H161ZM164 222H165V221H164ZM200 222H201V221H200ZM206 222H207V221H206ZM211 222H212V220H211ZM27 223H28V222H27ZM82 223H83V222H82ZM82 223H81V224H82ZM131 223H132V222H131ZM139 223H140V222H139ZM142 223H141V224H142ZM162 223H163V222H162ZM166 223L168 224V222H166ZM172 223H173V222H172ZM175 223H176V221H175ZM177 223H178V222H177ZM177 223H176V224H177ZM213 223H214V222H213ZM84 224H85V223H84ZM87 224H88V223H87ZM104 224H105V223H104ZM110 224H111V223H110ZM164 224H165V223H164ZM167 224H166V225H167ZM169 224H171V223H169ZM179 224H180V221H179ZM185 224H186V223H185ZM188 224H189V223H188ZM198 224H199V223H198ZM203 224H204V223H203ZM82 225H83V224H82ZM102 225H103V224H102ZM102 225H101V226H102ZM123 225H124V224H123ZM135 225H136V224H135ZM139 225H140V224H139ZM142 225H143V224H142ZM150 225H151V222H150ZM159 225H160V223H159ZM177 225H178V224H177ZM177 225H176V226H177ZM182 225L184 226V224H182ZM194 225H197V224H194ZM83 226H84V225H83ZM88 226H90V225H88ZM93 226H97V225H94V223H93V224H91V228H92ZM106 226H107V225H106ZM109 226H110V225H109ZM119 226H120V224H119ZM126 226H127V225H126ZM128 226H129V225H128ZM132 226H133V225H132ZM151 226H152V225H151ZM153 226H154V225H153ZM167 226H168V225H167ZM174 226H175V224H174ZM179 226H180V225H179ZM185 226H186V225H185ZM197 226H198V225H197ZM110 227H111V226H110ZM117 227H118V226H117ZM120 227H121V226H120ZM120 227H119L118 229H120ZM123 227H124V226H123ZM129 227H130V226H129ZM133 227H134V226H133ZM133 227H131V228H133ZM136 227H137V225H136ZM138 227H139V226H138ZM140 227H141V226H140ZM142 227H143V226H142ZM155 227H156V226H155ZM163 227H165V226L163 225ZM170 227H171V226H170ZM0 228H1V227H0ZM89 228H90V227H89ZM94 228H95V227H94ZM97 228H98V226H97ZM97 228H96V229H97ZM147 228H148V227H147ZM157 228H159V227L157 226ZM174 228H177V229H178V227H174ZM154 229H155V228H154ZM163 229H164V228H163ZM163 229H162V230H163ZM177 229H176V230H177ZM184 229H185V228H184ZM186 229L188 230V228H186ZM196 229H197V228H196ZM196 229H195V230L192 229V231H196ZM200 229H201V227H200ZM11 230H12V228H11ZM100 230H101V229H100ZM103 230H104V229H103ZM105 230H106V229H105ZM107 230H108V229H107ZM107 230H106V231H107ZM114 230H115V229H114ZM120 230H121V229H120ZM129 230H132V229H129ZM133 230H134V229H133ZM137 230H138V229H137ZM141 230H142V228H141ZM143 230H148V229L145 228V229H143ZM157 230H158V229H157ZM167 230H168V229H167ZM197 230H198V229H197ZM87 231H88V230H87ZM92 231H93V229H92ZM95 231H96V230H95ZM118 231H119V230H118ZM123 231L125 232V229H123ZM123 231H122V232H123ZM127 231H128V229H127ZM127 231H126V232H127ZM150 231H151V230H150ZM201 231H202V230H201ZM201 231H200V232H201ZM203 231H204V230H203ZM88 232H89V231H88ZM88 232H87V233H88ZM93 232H94V231H93ZM130 232H131V231H130ZM133 232H134V231H132V233H133ZM138 232H140V230H139ZM138 232H136V233L138 234ZM143 232H144V231H143ZM143 232H142V233H143ZM154 232H156V231H154ZM162 232H163V231H162ZM165 232H167L166 229H165ZM171 232H172V230H171ZM177 232H180V231H177ZM189 232H190V231H189ZM189 232H188V233H189ZM97 233H98V232H97ZM100 233H101V232H100ZM100 233H99L98 235H100ZM108 233H109V232H108ZM128 233H129V232H128ZM132 233H131V234H132ZM142 233H140V236H141ZM145 233H146V231H145ZM149 233H150V232H149ZM152 233H153V232H152ZM159 233H161V232H159ZM163 233H164V232H163ZM169 233H170V232H169ZM173 233H174V232H173ZM186 233H187V232H186ZM209 233H210V232H209ZM211 233H213V232H211ZM214 233H215V232H214ZM242 233H243V232H242ZM247 233H248V232H247ZM103 234H104V233H103ZM129 234H130V233H129ZM131 234H130V235H131ZM134 234H135V233H134ZM137 234H136V237H137ZM143 234H144V233H143ZM147 234H148V233H147ZM147 234H146V235H143V236L146 237ZM156 234H157V233H156ZM166 234H167V233H166ZM181 234H182V233H181ZM183 234H184V232H183ZM183 234H182V235H183ZM200 234H201V233H200ZM204 234H205V233H204ZM207 234H208V233H207ZM216 234H218V233L216 232ZM243 234H244V233H243ZM87 235H88V234H87ZM112 235H113V234H111V236H112ZM125 235H127V234H125ZM172 235H173V234H172ZM174 235H175V234H174ZM178 235H179V234H178ZM187 235H188V234H187ZM187 235H186V236H187ZM205 235H206V234H205ZM210 235H211V234H210ZM218 235H219V234H218ZM11 236H12V235H11ZM91 236H92V235H91ZM91 236L89 235L88 237H91ZM101 236H102V235H101ZM105 236H106V235H105ZM108 236H109V234H108ZM128 236H129V235H128ZM131 236H132V235H131ZM131 236H130V237H131ZM140 236H139V237H140ZM164 236H165V235H164ZM168 236H169V235H168ZM176 236H177V234H176ZM179 236H181V235H179ZM211 236H212V235H211ZM244 236H246V235L244 234ZM79 237H80V236H79ZM93 237H94V235H93ZM136 237H135L134 239H136ZM171 237H172V236H171ZM212 237H213V236H212ZM214 237H215V236H214ZM224 237H225V236H224ZM12 238H13V237H12ZM95 238H96V237H95ZM101 238H102V237H101ZM141 238H142V236H141ZM168 238L170 239V236H169ZM179 238H180V237H179ZM218 238H219V237H218ZM218 238H217V239H218ZM90 239H91V238H90ZM104 239H105V238H103L102 240H104ZM109 239H111V237H110ZM128 239H129V238H128ZM169 239H168V240H169ZM174 239H175V238H174ZM174 239H173V240H174ZM181 239H182V238H181ZM78 240H80V239H78ZM129 240H130V239H129ZM173 240H172V239L170 240V244H173V243L176 241V240H175L174 242H171V241H173ZM82 241H83V240H82ZM90 241H91V240H90ZM94 241H95V240H94ZM96 241H97V240H96ZM109 241H110V243H111V240H109ZM109 241H108V242H109ZM165 241H167V240H165ZM217 241H220V240H217ZM222 241H223V240H222ZM56 242H59V241H56ZM60 242H61V241H60ZM75 242H76V241H75ZM91 242H92V241H91ZM167 242H168V241H167ZM176 242H177V241H176ZM176 242H175V243H176ZM81 243H82V242H81ZM88 243H89V241H88ZM99 243H100V242H99ZM133 243H134V242H133ZM164 243H165V242H164ZM178 243H179V241H178ZM178 243H177V244H178ZM230 243H231V242H230ZM57 244L59 245L60 243H57ZM62 244H63V243H62ZM62 244H61V245H62ZM91 244H92V243H90V245H91ZM96 244H97V243H96ZM107 244H108V243H107ZM135 244H136V242H135ZM167 244H168V243H167ZM170 244H169V245H170ZM218 244H220V243H218ZM223 244H224V242H223ZM253 244H254V243H253ZM13 245H14V244H13ZM63 245H64V244H63ZM102 245H103V241H102ZM105 245H106V244H105ZM133 245H134V244H133ZM174 245H176V244H174ZM99 246H100V245H99ZM227 246H228V245H227ZM20 247H21V246H20ZM60 247H61V246H60ZM100 247H102V246H100ZM222 247L224 248V246H222ZM229 247H230V246H229ZM12 248H13V247H12ZM17 248H18V247H17ZM234 248H235V247H234ZM10 249H11V247H10ZM232 249H233V248H232ZM232 249H231V250H232ZM256 249H257V248H256ZM20 250H21V248H20ZM5 252H7V251H5ZM225 252H226V250H225ZM232 252H233V251H232ZM7 254H8V253H7ZM229 254H230V253H229ZM204 255H205V254H204ZM206 255H207V254H206ZM208 255H209V254H208ZM208 255H207V257H208ZM5 256H6V255H5ZM31 256H32V255H31ZM19 257H20V256H19ZM207 257H206V258H207ZM214 257H216V256H214ZM200 258H201V257H200ZM204 258H205V257H204ZM17 259L19 260V258H17ZM207 259H209V258H207ZM211 259H212V256H211L210 260H211ZM213 259H214V258H213ZM216 259H217V258H215V260H213V261H216V262H214V264H215V263H216V264L218 263ZM11 260H12V259L10 258V261H11ZM13 260H14V259H13ZM23 260H24V259H23ZM193 260H194V259H193ZM197 260H198V259H197ZM195 261H196V260H195ZM203 261H204V260H202V261H200V262L203 263ZM211 261H212V260H211ZM211 261H208L209 264L212 263ZM192 262H193V261H192ZM204 262L206 263L207 261H204ZM210 262H211V263H210ZM205 263H204V264H205ZM192 264H194V263H192ZM207 264H208V263H207Z\"/></svg>",
  "mask_w": 264,
  "mask_h": 264
}]
</instances>
